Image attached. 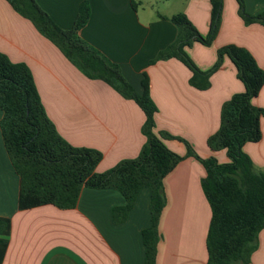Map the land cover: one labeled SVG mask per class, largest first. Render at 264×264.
Returning <instances> with one entry per match:
<instances>
[{
    "label": "crops",
    "instance_id": "crops-1",
    "mask_svg": "<svg viewBox=\"0 0 264 264\" xmlns=\"http://www.w3.org/2000/svg\"><path fill=\"white\" fill-rule=\"evenodd\" d=\"M35 1L57 26L70 28L82 0ZM86 1L90 15L80 37L117 63L135 92H142L146 75L157 108L153 130L168 149L182 156L163 179L166 202L158 221L155 264H206L211 211L200 183L205 169L186 155L185 142L203 159L228 161L224 149L212 150L206 140L220 126L223 103L243 91V84L227 57L209 74L205 88L191 83L192 72L179 58L150 60L176 36L174 24L161 16L184 13L204 36L210 0ZM244 6L255 14L264 10V0H244ZM225 44L246 48L264 70V25L245 24L236 0H222L219 28L209 45L195 41L184 50L199 70L206 71ZM0 53L29 68L57 133L73 146L101 154L95 171L105 172L138 155L146 141L141 130L145 114L138 104L106 82L85 76L6 0H0ZM251 103L264 109V84ZM259 124L260 140L246 142L242 149L256 170H264V119ZM18 192L19 177L0 129V217L10 220L0 264H143L141 232L150 224L147 187L138 191L126 220L119 224L112 222L111 208L125 199L114 189L83 187L76 206L68 209L52 204L18 209ZM247 264H264V228Z\"/></svg>",
    "mask_w": 264,
    "mask_h": 264
},
{
    "label": "trees",
    "instance_id": "trees-1",
    "mask_svg": "<svg viewBox=\"0 0 264 264\" xmlns=\"http://www.w3.org/2000/svg\"><path fill=\"white\" fill-rule=\"evenodd\" d=\"M6 1L85 76L100 79L121 96L133 99L145 114L141 130L146 141L138 155L120 161L105 172H97L95 166L101 154L65 141L45 114L29 68L24 63L11 62L0 53V129L8 157L19 177L18 209L43 204L73 208L83 187L109 188L119 191L125 199L123 205L111 208L112 222L119 224L126 220L138 191L147 187L150 224L141 232L145 247L143 264H155L158 221L166 202L163 179L182 156L168 149L153 130L157 108L149 96L146 75L142 79V92H135L119 65L80 37L79 30L90 15L86 0L80 1L70 28L57 26L35 0ZM236 2L245 24L264 25V10L251 14L245 10L244 0ZM210 4L209 28L204 36L184 13L168 18L161 16L174 24L176 36L150 63L171 56L179 58L191 70L190 81L198 88L208 85L209 74L220 66L223 57L229 58L236 68L243 91L234 93L223 103L220 126L206 140L210 149H224L228 161L218 162L212 156L203 159L185 143L186 155L194 156L205 169L200 183L211 211L206 264H247L257 247V235L264 228V170L254 168L242 146L261 138L259 121L264 117V109L253 105L251 100L264 84V70L246 48L235 44L219 47L217 58L208 70L201 71L195 66L184 48L195 41L209 45L216 35L222 0H210ZM9 231L10 220L0 217V263Z\"/></svg>",
    "mask_w": 264,
    "mask_h": 264
},
{
    "label": "rangeland",
    "instance_id": "rangeland-1",
    "mask_svg": "<svg viewBox=\"0 0 264 264\" xmlns=\"http://www.w3.org/2000/svg\"><path fill=\"white\" fill-rule=\"evenodd\" d=\"M238 5V4H237ZM242 19V18H241ZM243 20V19H242ZM261 108V107H260ZM262 119H264V117H261ZM245 152V151H244ZM189 156H192V155H189ZM194 157V156H193ZM200 162V161H199ZM201 163V162H200ZM202 164V163H201Z\"/></svg>",
    "mask_w": 264,
    "mask_h": 264
}]
</instances>
